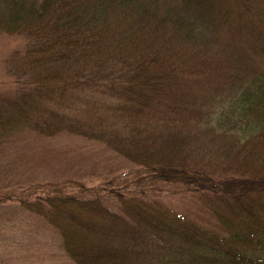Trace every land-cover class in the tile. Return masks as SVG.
Listing matches in <instances>:
<instances>
[{
    "label": "trees",
    "instance_id": "obj_1",
    "mask_svg": "<svg viewBox=\"0 0 264 264\" xmlns=\"http://www.w3.org/2000/svg\"><path fill=\"white\" fill-rule=\"evenodd\" d=\"M1 32L23 43L0 145L68 133L132 164L28 202L71 264H264V0H0ZM187 195L220 232L165 201Z\"/></svg>",
    "mask_w": 264,
    "mask_h": 264
},
{
    "label": "rangeland",
    "instance_id": "obj_2",
    "mask_svg": "<svg viewBox=\"0 0 264 264\" xmlns=\"http://www.w3.org/2000/svg\"><path fill=\"white\" fill-rule=\"evenodd\" d=\"M22 43L20 36L0 33V89L4 93L11 83L3 71V60ZM79 94L81 100H76L80 105L100 98ZM131 165L103 144L68 133L46 137L25 130L6 139L0 145V264H71L54 226L27 209L28 202L41 196L42 189L54 186L63 185L67 192H74L71 183L95 187L113 179L112 186L120 187L119 178L129 173ZM165 201L186 219L220 232L195 198L177 196L171 205L170 197Z\"/></svg>",
    "mask_w": 264,
    "mask_h": 264
}]
</instances>
